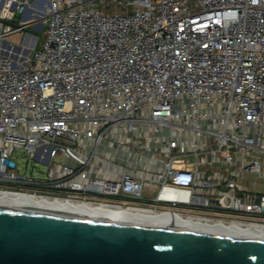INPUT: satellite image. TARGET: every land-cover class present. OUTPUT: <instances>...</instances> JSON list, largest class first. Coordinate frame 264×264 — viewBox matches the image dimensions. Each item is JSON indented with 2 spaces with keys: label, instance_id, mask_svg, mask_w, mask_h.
<instances>
[{
  "label": "built area",
  "instance_id": "built-area-1",
  "mask_svg": "<svg viewBox=\"0 0 264 264\" xmlns=\"http://www.w3.org/2000/svg\"><path fill=\"white\" fill-rule=\"evenodd\" d=\"M0 1V194L264 234V0Z\"/></svg>",
  "mask_w": 264,
  "mask_h": 264
},
{
  "label": "water",
  "instance_id": "water-1",
  "mask_svg": "<svg viewBox=\"0 0 264 264\" xmlns=\"http://www.w3.org/2000/svg\"><path fill=\"white\" fill-rule=\"evenodd\" d=\"M0 264H264V239L0 205Z\"/></svg>",
  "mask_w": 264,
  "mask_h": 264
},
{
  "label": "bare ground",
  "instance_id": "bare-ground-1",
  "mask_svg": "<svg viewBox=\"0 0 264 264\" xmlns=\"http://www.w3.org/2000/svg\"><path fill=\"white\" fill-rule=\"evenodd\" d=\"M1 2V1H0ZM22 55V54H21ZM0 205H8L14 207H31L46 210H56L63 212H76L79 214L94 215L102 218L110 219H134L141 221L143 223L159 224V225H170L178 228H200L205 230H212L215 232L231 234L238 237L264 239V234L254 231L239 230L232 227L223 226H212V227H198L188 220H183L175 217H159L151 215H138L129 212H119V211H107L100 209L87 210L84 206H72L69 204L60 203H50L44 201H37L31 198H25L21 196L0 194Z\"/></svg>",
  "mask_w": 264,
  "mask_h": 264
},
{
  "label": "rangeland",
  "instance_id": "rangeland-1",
  "mask_svg": "<svg viewBox=\"0 0 264 264\" xmlns=\"http://www.w3.org/2000/svg\"><path fill=\"white\" fill-rule=\"evenodd\" d=\"M42 5L46 9V2H43ZM30 13L32 12L30 11L29 14ZM44 14L45 11H43V14L41 15H34L31 19V24L27 25L26 29L23 31L4 34L0 38V51L9 54L10 56H12V54L13 56H19L22 54L23 58L29 56L32 46L34 45V47H39L43 40L46 29ZM20 18V13L16 12V15L11 23L17 24ZM38 25L41 26L37 27ZM26 33L31 36H26Z\"/></svg>",
  "mask_w": 264,
  "mask_h": 264
},
{
  "label": "crops",
  "instance_id": "crops-1",
  "mask_svg": "<svg viewBox=\"0 0 264 264\" xmlns=\"http://www.w3.org/2000/svg\"><path fill=\"white\" fill-rule=\"evenodd\" d=\"M30 11H31L30 9L27 10V13H26V14H27V17H26V19H32V17H33V16H30V17L28 16V15H31V13L29 14ZM31 22H32V20H31L30 22H28V24L24 25V27L22 28V31L25 30L26 27H27V25H30ZM26 36L29 37V36H31V35H29L28 33H26Z\"/></svg>",
  "mask_w": 264,
  "mask_h": 264
}]
</instances>
